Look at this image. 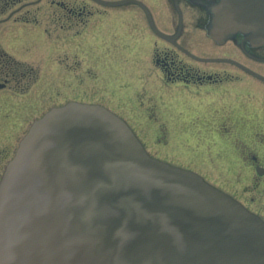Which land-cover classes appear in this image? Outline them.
<instances>
[{
    "label": "water",
    "instance_id": "95a60500",
    "mask_svg": "<svg viewBox=\"0 0 264 264\" xmlns=\"http://www.w3.org/2000/svg\"><path fill=\"white\" fill-rule=\"evenodd\" d=\"M231 16L218 37L252 17ZM0 264H264V219L72 101L33 123L2 178Z\"/></svg>",
    "mask_w": 264,
    "mask_h": 264
},
{
    "label": "flooded vegetation",
    "instance_id": "af4514ba",
    "mask_svg": "<svg viewBox=\"0 0 264 264\" xmlns=\"http://www.w3.org/2000/svg\"><path fill=\"white\" fill-rule=\"evenodd\" d=\"M230 12L231 17H264V0H0V92H10L0 95L2 139L3 132L22 127L5 115L8 103L18 102L12 112L26 119L30 103L23 98L28 100L30 78L59 79L63 56L87 65L92 71L87 75L95 77H107L111 64L154 66L167 84L209 98L215 115L202 106L203 118L206 126L216 123L221 111L217 105L250 97V91L239 89L257 79L249 69L264 74V45L238 35L245 28L238 29L234 39L215 33L217 19ZM161 15L171 20L162 22ZM127 50L139 56H127ZM32 56L36 65H31ZM34 97L33 108L45 101ZM8 139H13L10 134ZM6 148L1 162L11 152Z\"/></svg>",
    "mask_w": 264,
    "mask_h": 264
},
{
    "label": "rangeland",
    "instance_id": "374dc122",
    "mask_svg": "<svg viewBox=\"0 0 264 264\" xmlns=\"http://www.w3.org/2000/svg\"><path fill=\"white\" fill-rule=\"evenodd\" d=\"M167 19L171 20V16H160L162 22ZM126 53L132 58L139 56L130 54L129 50ZM34 59L32 56L31 65L38 63ZM62 63V76L57 80L42 77L36 82L30 78L28 100L23 98L30 103V110L25 109L24 113L25 116L29 112L28 120L12 112L18 108V102L8 103L5 115L22 127L12 133L3 132L6 136L3 139L0 133L3 142L0 157L8 151L7 146L11 149L7 159L0 161V181L18 140L36 118L52 106L69 101L97 103L123 116L152 156L197 171L264 218V173L259 174L256 168L264 167V81L252 78L243 88L240 86L239 89L251 92L247 95L250 97H237L232 104L217 105L221 110L217 114L219 121L206 126L202 106L213 107L209 98H203L198 91L167 84L154 66L111 64L106 68L107 77H95L87 75L92 72L87 65L72 58L66 60L63 56ZM8 94V91L0 92V95ZM34 95L42 96L45 101L33 108ZM227 110L230 112L226 113ZM8 133L13 139H8Z\"/></svg>",
    "mask_w": 264,
    "mask_h": 264
}]
</instances>
